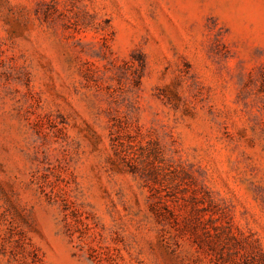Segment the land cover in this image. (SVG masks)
I'll use <instances>...</instances> for the list:
<instances>
[{
    "label": "rangeland",
    "instance_id": "1",
    "mask_svg": "<svg viewBox=\"0 0 264 264\" xmlns=\"http://www.w3.org/2000/svg\"><path fill=\"white\" fill-rule=\"evenodd\" d=\"M0 264H264V0H0Z\"/></svg>",
    "mask_w": 264,
    "mask_h": 264
}]
</instances>
